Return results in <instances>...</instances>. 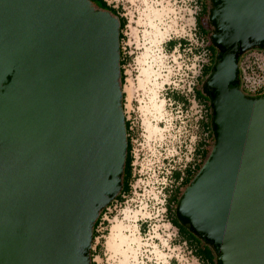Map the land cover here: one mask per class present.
I'll use <instances>...</instances> for the list:
<instances>
[{
	"label": "water",
	"instance_id": "obj_1",
	"mask_svg": "<svg viewBox=\"0 0 264 264\" xmlns=\"http://www.w3.org/2000/svg\"><path fill=\"white\" fill-rule=\"evenodd\" d=\"M201 84L214 144L175 215L216 264H264V94L237 56L264 49V0H209ZM120 22L91 0H0V264H91L94 224L123 186Z\"/></svg>",
	"mask_w": 264,
	"mask_h": 264
},
{
	"label": "rangeland",
	"instance_id": "obj_2",
	"mask_svg": "<svg viewBox=\"0 0 264 264\" xmlns=\"http://www.w3.org/2000/svg\"><path fill=\"white\" fill-rule=\"evenodd\" d=\"M106 1L121 7L127 20L120 45L125 52L122 53L125 59L123 110L131 126L132 179L130 192L113 201L106 210L107 218L100 225L92 246L91 261L94 264H126L128 261V264H199L180 242L166 210L170 190L182 192L185 189L183 184L173 180L172 171L196 163L199 141L209 140L197 123L200 114L206 117L204 108L200 111L190 105L188 111H181L171 104L173 99H168L165 92L168 84L181 78L179 66L185 63L183 68L185 65L191 68L194 61L186 59L184 52L178 53V46L176 51L170 50L174 42L165 43L171 38L190 37L191 12L182 0ZM200 24L206 34L209 28L211 31L207 16ZM213 49L215 57L216 49ZM201 58L206 62L207 56ZM240 68V80L245 87L262 84L264 56L261 53L243 55ZM208 145V150L212 149L211 140ZM121 226L122 235L132 238L129 240L131 251L125 260L111 247ZM111 256H119L120 260Z\"/></svg>",
	"mask_w": 264,
	"mask_h": 264
},
{
	"label": "trees",
	"instance_id": "obj_3",
	"mask_svg": "<svg viewBox=\"0 0 264 264\" xmlns=\"http://www.w3.org/2000/svg\"><path fill=\"white\" fill-rule=\"evenodd\" d=\"M203 1L208 2L209 0H201V2H200V8L201 9H199V12L196 16V29L201 34V36L205 40V42L207 43L206 47L209 50V58H208V62L205 65H203L201 78H200L201 81L199 80V86L195 90V95H196V98L198 99V101L200 103H202L203 106L207 109V117L206 118L203 117L202 119L199 120V126L201 128V131L206 133L209 140L208 141L205 140L206 142L204 140L199 141V143H198L199 146L195 150L196 155L199 157V159L196 163L189 165V166H186L183 170L175 169L172 171L171 176L173 177V180L176 181V183H178V184H183L185 187L188 185L190 180L196 175L198 170L201 168L203 163L208 158V155L211 151V148L208 150V148H209L208 144H209L210 140H211L210 146L212 147V145H213V134L211 131V123H210V119H209L211 117L210 105H209V101H208L207 97L201 92V84L204 81L205 77L210 73V71L212 69V67L210 68V65L212 63V58L214 57L215 50L213 49L214 47L211 45V43L209 41L210 28L206 34L205 31L203 30V27H201V24H200V21L202 20L201 17L204 18L205 13L208 14V8H209V3H207V5H206L207 7H204ZM91 2L94 5H96L97 7L111 11L114 15H116L119 18V22H120V43H121V40L123 39L122 31H123V29L127 23L126 17L121 12V7H119V6L115 7L113 4L108 3L106 0H91ZM207 24L209 26L208 22H207ZM170 42H174L173 46L170 48V50H171L176 45V43H178V41L175 39H170L166 42V44H168ZM242 55L243 54H240L237 56L238 87L243 93H245L247 96H249L244 90H242V88L240 86V72H241L240 71V61H241ZM124 61H125V59L123 57L121 45H120V68H121L122 86L124 84V77H125L123 74V68H122V65L125 64ZM168 95H169V97H171L175 101H182V102L185 101L183 96L177 92L173 91V92L168 93ZM124 97H125V94L123 92V102H122L123 108H124ZM125 126H126V133H127V155H126V161H125V167H124L123 186H122L121 191L118 193V195L115 197V199L113 201H116L118 199H122L123 195L127 194L131 190L133 155L131 152L132 146H131L129 122L127 119H125ZM181 193L182 192L177 191V189H175V190L171 189L170 194L168 196V203H167L168 206H167L166 210L169 212L171 224L176 227L177 235L180 237V239H179L180 242H185V245L187 246L188 249H190L191 254L194 257H196L197 260L200 261V264H216V256H215V253L210 246H208L202 239H199L198 237L193 235L188 229H186L184 226H182V224L179 222L178 219H173V222H172L171 217H173V215H174V208H172V206L175 207L177 200H178ZM104 210H105V208L100 212V214H99V216H98V218L94 224L93 235H92V246H93L95 238L97 237L96 228L99 224V221L101 219V216H102ZM97 247L100 249L99 245H97ZM93 256H94V252H93L92 247H91V260L93 259ZM91 264H94L93 261H91Z\"/></svg>",
	"mask_w": 264,
	"mask_h": 264
},
{
	"label": "built area",
	"instance_id": "obj_4",
	"mask_svg": "<svg viewBox=\"0 0 264 264\" xmlns=\"http://www.w3.org/2000/svg\"><path fill=\"white\" fill-rule=\"evenodd\" d=\"M182 1L185 4V6H187V9L191 12V19L189 18V21L191 20L190 26H189V28H190L189 36L190 37L189 38L183 37L182 40H180V39L177 40L178 43H176V45L173 48H174V51H176V46H178V49H177L178 53L184 52L183 55L185 56L186 59L192 58L194 61L191 63L192 64L191 68H188L187 65H185L183 68L182 66L185 63H182V66H179L181 78L178 80V82H172V84H168V86L165 88V92H166V95H168V93L174 91V92H177L183 96V98L185 99L184 102L175 101V100L171 101V104H174L175 107L178 108L179 110L188 111V106H190V105L193 107H198L200 111H202V109L204 108V114L207 117V114H206L207 109L203 106L202 103H200L198 101V99L196 98V95H195V90L198 87V82L200 80L199 78H201L203 65H205L208 62V58H209V50L206 47L207 43L205 42V40L202 38L201 34L196 29V16H197L199 9H200L201 0H182ZM123 49L124 50L126 49L125 46L123 47ZM254 51L261 53L264 56V49H262V48H251L242 54L245 55L247 53H252ZM122 53L124 54L125 52L122 51ZM243 55L241 56V59H242ZM203 56H207V60H205L206 62H204L203 59L201 58ZM240 63H241V61H240ZM123 66H124V64L122 65V67ZM240 71H241V68H240ZM240 74H241V72H240ZM124 79H125V77H124ZM240 86H241L242 90H244L249 95V97H255V96H259V95L264 94V80H263L262 84L259 85L258 87H256V86H246L245 87L244 84H242V82L240 80ZM168 99H172V98L169 97V95H168ZM124 116H125V114H124ZM203 117L204 116L202 114H200V119H202ZM206 117H204V118H206ZM200 119L197 120L198 127H200L199 126V120ZM128 122H129V120H128ZM130 128H131V126L129 124V129ZM124 196L125 195H123V197ZM110 205L105 207V210L101 216V219H100L99 224L96 228V231H100V225L104 222V219L107 218V216H106L107 211L106 210L109 209ZM181 243L185 245V242H181ZM185 248L188 249L186 245H185ZM188 253L191 254L190 249H188ZM186 261H188V259H186ZM194 263L189 262V264H194Z\"/></svg>",
	"mask_w": 264,
	"mask_h": 264
},
{
	"label": "bare ground",
	"instance_id": "obj_5",
	"mask_svg": "<svg viewBox=\"0 0 264 264\" xmlns=\"http://www.w3.org/2000/svg\"><path fill=\"white\" fill-rule=\"evenodd\" d=\"M121 227H119L118 229V233L115 234V240H114V243L113 245L111 246L113 249V251L115 253H121L122 255V260H125V258L127 259V253H129V251H131V247H130V243H129V240H131L132 238L128 239L127 236H125L124 234L122 235L121 233ZM124 254V256H123Z\"/></svg>",
	"mask_w": 264,
	"mask_h": 264
},
{
	"label": "flooded vegetation",
	"instance_id": "obj_6",
	"mask_svg": "<svg viewBox=\"0 0 264 264\" xmlns=\"http://www.w3.org/2000/svg\"><path fill=\"white\" fill-rule=\"evenodd\" d=\"M207 3L208 2H206V1H203V5H204V7H207L206 5H207ZM201 9V8H200ZM205 16H207V13H205ZM201 19H203V17H201ZM255 48H260V47H255ZM263 49V48H262ZM202 92V91H201ZM206 96V95H205ZM207 97V96H206ZM207 99H208V97H207ZM208 101H209V99H208ZM176 206V205H175ZM171 219H172V222H173V219H177V217H176V215H175V207H174V215H173V217H171ZM178 221V220H177ZM178 228V227H177Z\"/></svg>",
	"mask_w": 264,
	"mask_h": 264
},
{
	"label": "crops",
	"instance_id": "obj_7",
	"mask_svg": "<svg viewBox=\"0 0 264 264\" xmlns=\"http://www.w3.org/2000/svg\"><path fill=\"white\" fill-rule=\"evenodd\" d=\"M106 248V247H105ZM112 258H116L118 261L120 260V257L118 256V257H113V256H111ZM131 258V257H130ZM129 262V261H128ZM128 262L126 263V264H128Z\"/></svg>",
	"mask_w": 264,
	"mask_h": 264
}]
</instances>
